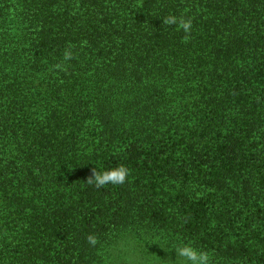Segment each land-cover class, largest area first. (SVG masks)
Listing matches in <instances>:
<instances>
[{"label": "trees", "instance_id": "trees-1", "mask_svg": "<svg viewBox=\"0 0 264 264\" xmlns=\"http://www.w3.org/2000/svg\"><path fill=\"white\" fill-rule=\"evenodd\" d=\"M183 243L264 264V0H0V264Z\"/></svg>", "mask_w": 264, "mask_h": 264}, {"label": "clouds", "instance_id": "clouds-1", "mask_svg": "<svg viewBox=\"0 0 264 264\" xmlns=\"http://www.w3.org/2000/svg\"><path fill=\"white\" fill-rule=\"evenodd\" d=\"M162 23L168 26L175 25L178 31L182 30L184 33L182 42L188 43L190 41L193 26L191 17L183 15L177 17L170 14L163 18ZM64 58L65 60L71 59V53L66 51ZM129 172L130 170L123 164L103 171L94 167L90 170L86 181L96 188L109 184L120 185L126 182ZM87 241L92 245L96 243L95 237L91 234L87 237ZM172 250H174L175 259L171 260V264H210L211 261L210 254L207 251L198 249L190 243L178 244Z\"/></svg>", "mask_w": 264, "mask_h": 264}]
</instances>
